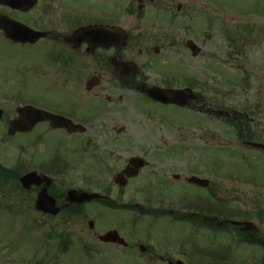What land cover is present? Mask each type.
<instances>
[{
	"label": "rangeland",
	"instance_id": "rangeland-1",
	"mask_svg": "<svg viewBox=\"0 0 264 264\" xmlns=\"http://www.w3.org/2000/svg\"><path fill=\"white\" fill-rule=\"evenodd\" d=\"M145 1L142 11H138L134 0L113 2L122 9L123 27L131 35L129 60L140 68V76L146 80L139 81L144 85L165 88L171 83L178 86L176 89H184L189 88L186 77L196 78L198 89L194 91L201 95V100L195 103V111L162 106L143 99L141 90L125 89L115 92L100 130L84 138L86 147L82 153L76 136L71 138L60 131H49L46 124H39L29 135L10 138L7 121L17 117V107L24 105V101L33 103L36 98L48 99L50 93L45 92L46 81L39 78H31L25 87L21 78L26 73H22L17 74L21 77L17 80L20 85V95H17L9 73L26 57L36 61L37 53L28 48L12 47L0 32V108L5 115L0 121V161L6 168L22 162L27 169L40 171L36 167L41 158L70 157L72 160L75 152V168L63 174L53 192L76 189L103 196L108 186L115 192L113 201H119L115 178L126 169L130 159L138 156L145 157L150 166L141 174L145 178L139 179L140 184L153 186L161 172L189 178L195 170L193 172L199 177L213 179L210 182L214 187L202 191L184 186V179L179 183L171 181L164 196L158 190L144 187L142 192L132 195L136 198L129 196V199L151 210L140 214L105 208L98 203L86 204L81 210L76 208L72 221H66L61 213L53 220L38 215L30 217L29 222L26 217L34 213L33 208L24 207L28 213L17 217L6 211L4 207L8 203L4 202V207H0L3 210L0 211V264H167L159 260L164 257L188 264H208L212 259L194 255L193 246L207 253L221 245H234L232 239H226L218 228H212L214 232L196 230L194 233L189 224L173 222L163 211L181 212L184 200L205 199L211 190L221 201L242 198V204L230 202L231 207L252 213L255 219L251 222L264 236V200L260 194L264 193L260 185L264 181V152L246 147L234 135L236 129L227 122L244 124L248 118L256 142L264 144V0ZM107 2L108 5L112 3ZM37 5L24 14L0 5V17L6 16L42 31L45 25L40 17L46 15L42 13L45 5ZM128 10L134 14L131 16ZM50 16V20L56 18L55 13ZM68 29L65 26L57 28L60 31ZM228 34L232 36L231 42L226 40ZM188 39L202 49L199 57H193L187 50ZM155 47L160 50L158 54L154 53ZM141 49L143 55H140ZM169 75L181 77L174 82L168 81L172 80ZM21 86L25 90L20 89ZM223 111L230 114L229 119L218 116ZM121 128L125 129V135L118 136L116 144L112 143L117 136L114 130ZM108 129L113 133H108ZM241 131L246 135L247 127L241 126ZM40 136L42 141L37 144L35 141ZM215 168L222 176L229 172L235 178L242 176L243 180H218L212 171ZM33 190L37 194V190ZM129 190L131 187L126 192ZM143 192H156V196L150 197ZM152 209L161 211L156 215L159 217L150 214ZM91 221L94 223L92 230L89 228ZM55 228L74 233L73 245L67 254L58 252L57 240L43 244L44 235ZM109 230L119 231L130 247L139 243L149 249L141 253L133 248L106 246L99 242V236ZM234 236L239 245H235L238 253H247L242 248L246 243H239L236 233Z\"/></svg>",
	"mask_w": 264,
	"mask_h": 264
},
{
	"label": "flooded vegetation",
	"instance_id": "flooded-vegetation-1",
	"mask_svg": "<svg viewBox=\"0 0 264 264\" xmlns=\"http://www.w3.org/2000/svg\"><path fill=\"white\" fill-rule=\"evenodd\" d=\"M38 0V3L45 5L44 11L46 13L44 17H40L44 23V30L48 31L49 35L40 41L33 43H14L12 47L28 48L35 50L37 58L34 60L28 57L23 59V63L9 73L10 81L13 83L14 89L17 92L19 86L17 80L20 79L19 75L26 73L23 79L25 87H28V82L31 78H39L46 81L45 92L50 93L48 99L36 98L30 105L43 109L47 112L54 113L58 116H62L74 123L77 126H82L85 129L72 132V134L66 130H55L50 127L49 123H43L48 126L49 131H60L64 135L72 138L76 136L79 140L78 146L82 153L85 149L84 138L86 136H94L101 128V122L106 120V109L112 105L115 92L125 91V89H138L142 91L143 96L146 98V92L149 89V85L142 84L139 80H146L145 77L135 76L130 77L127 64L133 62L129 60L128 49L131 45H126L124 42H119L108 46L106 44L104 35L90 36L85 41H78L74 38V33L80 28L89 26H114L123 27V13L120 7L114 5L116 0H101L103 3H99L100 0ZM105 3V4H104ZM109 6V7H108ZM50 13H55L56 18L50 20ZM58 14V15H57ZM47 20V21H46ZM48 26V27H46ZM59 26H65L68 30H57ZM45 31V32H46ZM141 33V32H137ZM135 47V46H134ZM133 49V48H132ZM140 55H143L144 50H140ZM147 52V50H145ZM19 74V75H16ZM32 84V83H31ZM136 85H142L140 88ZM23 89L24 87L21 86ZM108 133L112 134V130L108 129ZM125 129H116V137H113L112 143L116 144L118 136L125 135ZM124 142L126 138L122 139ZM79 153V154H80ZM75 152L73 153V160L76 162ZM145 156V155H144ZM144 158V157H143ZM131 160V159H130ZM129 160V161H130ZM128 161V162H129ZM150 167V166H149ZM148 166L145 167L149 168ZM144 169L140 170L135 178L123 179L125 183L122 187H117L118 192L116 194L122 200L129 198V196L136 195V193L142 192V188L151 187V190H158L160 194H166L169 191L171 181L181 182L184 179V183L187 187L197 188L202 190L200 186L191 185L189 183L190 178L172 175L170 176L166 172H161V176L156 178L157 181L149 186H145L144 183L140 184L139 179ZM142 171V172H141ZM124 173V172H122ZM193 176V175H190ZM139 181V182H138ZM210 182V181H209ZM140 184V185H139ZM214 185V184H213ZM212 182L207 189L213 188ZM212 186V187H211ZM131 187L129 192L126 189ZM38 193L42 191V188L37 189ZM149 191V192H150ZM211 194H215V191L211 190ZM114 190L111 187H106L103 194L105 201H110L114 194ZM148 193V192H143ZM155 195L156 192H151ZM150 193V194H151ZM57 205L64 213L67 221H72V215L76 212V206L70 204L66 197H57ZM220 199V198H219ZM264 200V196L262 197ZM224 204L235 202L236 204H242V198H227L222 199ZM112 203V202H111ZM124 206V205H121ZM138 208L137 205H135ZM186 210V208H184ZM200 209H193L191 212L193 218L201 220L202 230H212V228L220 229L219 233L228 234L236 233L244 236L246 241H251L249 244L242 246L244 251L242 253L236 250L235 245L221 246L213 258L218 262H209L208 264H264V236L260 233V230L255 227V235L248 233L246 230V223H250L249 219H253L252 213L245 211H238L237 214H232L231 210L219 211L210 210L206 214H202ZM187 211V210H186ZM197 211V212H196ZM172 214V211H170ZM213 213V214H210ZM188 214V213H185ZM200 222V221H199ZM240 223L239 226L233 225V223ZM189 223V221H188ZM238 228V230L236 229ZM239 246V245H237ZM149 249L143 244L128 246L126 249L133 248L134 250L141 251V248ZM250 253V254H249ZM249 254V255H248ZM209 256H211L209 254ZM212 258V256H211ZM160 261L167 264H177V260L172 261L168 258H159Z\"/></svg>",
	"mask_w": 264,
	"mask_h": 264
},
{
	"label": "water",
	"instance_id": "water-1",
	"mask_svg": "<svg viewBox=\"0 0 264 264\" xmlns=\"http://www.w3.org/2000/svg\"><path fill=\"white\" fill-rule=\"evenodd\" d=\"M140 4L143 3V0H136ZM37 1L36 0H0V5H6L8 7H11L12 9H18L22 12L24 11H30L34 9ZM140 10L143 9L142 6L139 7ZM0 29L5 31V35L8 39L12 40L13 42L17 43H25V42H31L36 43V41H39L43 38H46L48 34L42 33L39 31H34L26 26L21 25L20 23L16 21H11L10 19L6 17H2L0 20ZM104 35L106 44H109L108 46H112V44H115L119 42H127L129 39L128 34H126V31L120 28H114V27H89L80 29L74 34V38H77L78 41H85L90 36H101ZM80 37V40H79ZM188 47L190 50L195 54V56L199 55L200 50L196 49V46L193 42L188 43ZM126 67H128L129 75L134 76L138 74L139 70L137 66L133 64H128ZM149 98H152L156 102H161L165 105L173 104L178 107H184L188 108L190 107L191 103L193 101L197 100V97L192 93L191 90H163L159 87L153 88L148 92ZM17 113L19 117L16 120L10 121L8 123V136H14L20 133H29L32 131L40 122H49L51 126L54 129H61L66 128L69 132L76 131L77 128L74 127L73 123H69L63 118L57 117L52 114H47L46 112H43L41 110H36L33 107H26V108H18ZM3 111L0 110V119H2ZM227 116V114H224ZM250 147L255 149H260L264 151V145L262 144H254L249 143ZM130 167L128 168L126 175L132 177L137 176V172H139L140 168H143L145 166L144 162L142 160H132L130 162ZM131 167L136 168V171L134 172ZM22 185L25 189L29 190L32 185H36L37 187H40L43 182H46V186L43 189L42 193L38 196L37 199V210L40 212L49 213L51 215H58L60 213V210L56 207V200L52 199L48 195V188L51 186L52 181L47 178H40L36 173H31L29 175H26L22 177L21 179ZM116 183L122 184V179L119 177L116 181ZM191 183H197L200 185H203L204 187L208 185L207 181H202L197 178H194L191 180ZM68 199L71 203L75 204H84L86 202H91L98 199V195H92L88 193H80L78 191H71L68 194ZM90 228L93 229L94 223H90ZM254 225L250 224L247 225V230L250 232L253 230ZM100 241H103L104 243L110 244L115 243L122 246H127V243L125 240H123L118 232L111 231L108 234L100 237ZM179 264H183L182 262H179Z\"/></svg>",
	"mask_w": 264,
	"mask_h": 264
},
{
	"label": "trees",
	"instance_id": "trees-1",
	"mask_svg": "<svg viewBox=\"0 0 264 264\" xmlns=\"http://www.w3.org/2000/svg\"><path fill=\"white\" fill-rule=\"evenodd\" d=\"M238 137H242V134L238 133ZM250 137L252 139L254 138L252 134H250ZM21 175H22V172L20 170L11 169V168L7 169L0 162V206H3L2 201H5V200L8 202V204L14 203V204L19 205L20 207L21 205L30 206L32 204V198H33L32 193L23 191L19 184V181H20L19 179ZM52 191H53V188H52ZM52 191H51V194L55 195V193ZM6 207L8 206L6 205ZM55 238L60 243V246H59L60 252H62L63 254L67 253L68 242L70 238L65 237L63 234H58L55 236Z\"/></svg>",
	"mask_w": 264,
	"mask_h": 264
}]
</instances>
